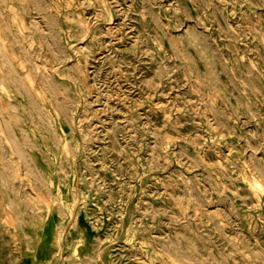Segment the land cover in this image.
<instances>
[{"label": "rangeland", "instance_id": "374dc122", "mask_svg": "<svg viewBox=\"0 0 264 264\" xmlns=\"http://www.w3.org/2000/svg\"><path fill=\"white\" fill-rule=\"evenodd\" d=\"M0 264H264V0H0Z\"/></svg>", "mask_w": 264, "mask_h": 264}]
</instances>
